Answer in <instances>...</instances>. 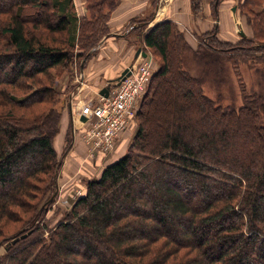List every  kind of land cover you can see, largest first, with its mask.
Returning <instances> with one entry per match:
<instances>
[{"label": "trees", "instance_id": "trees-1", "mask_svg": "<svg viewBox=\"0 0 264 264\" xmlns=\"http://www.w3.org/2000/svg\"><path fill=\"white\" fill-rule=\"evenodd\" d=\"M221 1L212 5L216 19ZM68 8L70 0H0V227L20 222L18 209L35 201L9 237L30 234L7 247L0 264H264V103L247 91L238 70L250 55L264 53V36L256 32L232 46L218 40L215 26L199 39L193 57L232 60L240 82L242 104L221 107L203 93V79L182 68L178 53L190 47L175 24L164 21L143 32L153 14L129 24L137 25L130 31L137 44L161 61L136 114L130 149L87 182L49 241L34 228L53 202L70 147L57 157L61 96L53 84L35 88V77L73 56L55 41L43 42L40 30L71 35L66 44L72 46L77 19ZM258 17L263 26L264 15ZM106 35L80 55L79 70ZM44 101L45 112H24ZM4 228L0 244L10 239L2 236Z\"/></svg>", "mask_w": 264, "mask_h": 264}, {"label": "rangeland", "instance_id": "rangeland-1", "mask_svg": "<svg viewBox=\"0 0 264 264\" xmlns=\"http://www.w3.org/2000/svg\"><path fill=\"white\" fill-rule=\"evenodd\" d=\"M156 2V14L155 16L153 15L152 20L144 28L143 32H146L149 27L164 21H170L175 24L177 31L190 47V51H180L178 53L182 68L192 77L203 79V93L214 100L217 105L227 107L242 104L240 82L236 76L232 60L219 57L215 61H198L192 54L197 51L201 36L213 30L215 26L218 27V34L221 39L218 38L217 34L218 40L232 46L240 42V30H243L248 38H255L256 32L264 36V25L262 26V22L259 23L258 17V15H264V0H222L218 5L217 19L214 17L212 9L214 0H195V2L193 0H70L71 8H68V12L74 14L77 19V31L73 45L69 47L66 44L71 39V35L69 36L66 33L48 34L43 28L40 32L44 33L45 39L42 41L46 44H52L51 41H55V46L73 50L71 62L68 65L54 68L43 75L35 77L34 82L35 88L39 89L53 84L55 90L61 96L59 128L58 133L53 138V148L58 158L61 157L70 142L69 151L63 159L57 177V186L55 188L57 195L46 210L43 218L34 225V228L43 229L44 240L49 241L50 231L62 222L77 199L85 195L87 182L99 179L107 166L126 155L138 130L140 118L138 117L137 119L136 114L140 109L143 97L137 103L135 115L127 122L126 128L108 146L102 144L99 136L92 132L91 125H89L91 117L88 116L89 120L87 123L79 121L82 109L94 105L98 102L100 96V91L97 92L96 90L101 82L100 79L98 82H94L95 79L91 77V63L98 61L100 59L99 55L101 56L110 51L118 55L119 58L116 63H119V66L125 67L127 65L126 68H131L150 63L149 70H151L153 75L159 71L161 63L160 59L155 57L151 50L143 48L140 43L137 46L146 53L147 57L145 56L146 58L144 57L140 61L133 60L132 62H130L132 59H130L129 55L131 53L123 55L128 48L124 47L125 45L120 41L110 40V43L105 44L95 54L101 44L97 43L91 53L92 55L90 54V57L87 60L85 59L83 69H89V71L86 75V80L83 82L81 71L78 69L80 55H83L89 47L94 45L104 31L110 32V23L117 27H124L132 22L138 12L145 13L140 18L136 16L138 19L147 18L154 13ZM55 10L56 8L53 11ZM219 14L220 25L217 24ZM26 15L28 16L29 14ZM251 19L258 22L257 28L255 27L254 29L252 27ZM103 26L106 29L100 30ZM125 30L124 28L122 31L124 32ZM36 34L38 35V31H36ZM130 35L129 38H135L132 33ZM249 57V60L239 65L238 70L241 73L247 91L250 94L262 95L264 103V53H254ZM146 59L148 62L144 64ZM119 77L101 87L107 89L108 87H113L115 82L120 81ZM6 88L9 92L15 89L9 86H6ZM70 101L72 119L68 120L65 110L66 106L70 105ZM47 106L48 104L44 101V103H38V105L33 104L24 112L28 116L29 112L40 114L42 110L43 112L46 111ZM152 106L153 104H151ZM145 107H149L148 104ZM262 117L264 118L263 115ZM154 123H149V132ZM262 123L264 124V121ZM48 176L49 174L43 177L42 186L44 189ZM48 194L49 192L44 195V198ZM42 195L38 194L37 198L42 197ZM34 205L35 201H30L27 208L18 209L20 215L17 217L20 222H8L5 226L0 227V229L5 227V233L2 236L7 235L6 238H10L0 244V258L8 254L7 247L15 245V241L21 239V236L26 235L22 238L25 239L30 234L23 232L21 236L9 237L22 225V220H27ZM33 259L34 256L30 258V262Z\"/></svg>", "mask_w": 264, "mask_h": 264}, {"label": "built area", "instance_id": "built-area-1", "mask_svg": "<svg viewBox=\"0 0 264 264\" xmlns=\"http://www.w3.org/2000/svg\"><path fill=\"white\" fill-rule=\"evenodd\" d=\"M147 62V59L144 60V64ZM129 68V74L123 80L115 82L113 87H108L106 97L100 95L98 102L83 108L80 115L85 118L84 122L79 120L82 123H87L88 116L91 117L89 125L92 132L99 136L102 144L107 146L126 128L127 122L135 115L137 103L145 94L153 75L149 70L150 63L133 66L131 70Z\"/></svg>", "mask_w": 264, "mask_h": 264}, {"label": "crops", "instance_id": "crops-1", "mask_svg": "<svg viewBox=\"0 0 264 264\" xmlns=\"http://www.w3.org/2000/svg\"><path fill=\"white\" fill-rule=\"evenodd\" d=\"M156 8H157V2L155 4L154 7V13L153 15L155 16L156 14ZM145 13L142 12H138L134 17L138 16L139 18L144 16ZM217 24H221L220 23V14H219V21ZM110 27V32L108 34H126L125 37H121V36H110L106 39H104V41L100 44V46L98 47V49L95 51V54H97L101 48L105 45L110 43V40H115V41H120L123 45H125L124 47L128 48L127 50L124 51L123 55L125 54H129L130 55V59H132L130 62H132L133 60L135 61H140L142 58H144L141 54L136 56V51L139 49L137 46V41H136V36L133 34V37L130 34V31L137 27V25H133L132 27H129V23L127 25H125L124 27H117L113 24H109ZM126 29L124 32L122 31L123 29ZM203 31V30H202ZM238 34V33H237ZM218 38H219V34H218ZM220 39V38H219ZM221 40V39H220ZM94 54V53H93ZM99 60L92 62L91 63V77L94 80V82H98V80L100 79V86H98L97 88V92L101 91L104 85H106L107 83L115 80L118 78V76H120V74L126 69V66H119V63H116V61L118 60V55L115 54V52H107L106 54L103 55H99ZM129 64V63H128ZM89 69H83L82 72H80L81 74V79L84 82L86 80V75L88 73ZM102 86V87H101ZM65 113L67 114L68 120L72 119V106H71V101H70V105L66 106V110Z\"/></svg>", "mask_w": 264, "mask_h": 264}, {"label": "water", "instance_id": "water-1", "mask_svg": "<svg viewBox=\"0 0 264 264\" xmlns=\"http://www.w3.org/2000/svg\"><path fill=\"white\" fill-rule=\"evenodd\" d=\"M233 10H235L234 8H233ZM239 35L241 36V37H246V35L244 34V32H243V30H240L239 31ZM110 36H114V37H117V36H121V37H125L126 36V34H122V35H119V34H108V35H106L103 39H102V41L100 42V43H102L103 41H104V39H106V38H108V37H110ZM99 43V44H100ZM93 52V50H91L88 54H87V56L88 55H90L91 53ZM139 54H141L143 57H145L146 56V53L143 51V50H141L140 48L136 51V56L137 55H139ZM85 59L86 58H84L82 61H81V63H80V71L82 72V70H83V66H84V63H85ZM129 73H128V68H126L122 73H121V75H120V77H119V79H120V81L121 80H123L124 78H125V76L126 75H128ZM100 95H102V96H104V97H106L107 95H108V89L107 88H103L101 91H100ZM80 120L81 121H85V118L83 117V116H81L80 117ZM58 175H59V173H58ZM58 175H57V177H58ZM57 186V184H55V187ZM57 195V192H56V190L53 192V194H52V196L50 197V199H49V203L50 202H52L53 201V199H54V197ZM26 235H23V236H21V239L22 238H24Z\"/></svg>", "mask_w": 264, "mask_h": 264}, {"label": "bare ground", "instance_id": "bare-ground-1", "mask_svg": "<svg viewBox=\"0 0 264 264\" xmlns=\"http://www.w3.org/2000/svg\"><path fill=\"white\" fill-rule=\"evenodd\" d=\"M158 17V16H157ZM157 19V18H156ZM129 70H131V68H129Z\"/></svg>", "mask_w": 264, "mask_h": 264}]
</instances>
